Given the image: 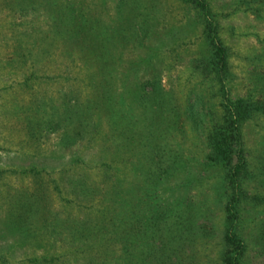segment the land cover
Listing matches in <instances>:
<instances>
[{"label":"trees","instance_id":"trees-1","mask_svg":"<svg viewBox=\"0 0 264 264\" xmlns=\"http://www.w3.org/2000/svg\"><path fill=\"white\" fill-rule=\"evenodd\" d=\"M181 1L187 8L190 6L204 21L202 34L210 51L192 70L212 75L213 80L221 87L216 93L218 111L215 113L206 110L210 116L208 120L199 117L196 124L193 114L186 107L180 104L177 106L166 99L167 94L163 93L156 80L146 82L149 91L145 90L146 87L137 85L138 76L152 64L145 58L151 59L154 56L147 49L146 52L142 51L143 55H139V49H143L141 42L150 35V22L154 19H138L142 7L137 0H120L108 19L104 17L101 8L104 2L98 4L93 0L4 2L17 16L30 17L32 21L44 24L37 29H31L28 23L29 28H24L26 31L18 36L26 40L32 39V47H39L37 55H42L48 48L58 45L62 58L68 63H74L72 65L77 69L76 78L84 83L83 89L66 93L65 101L53 107L50 115L44 112L40 115L42 105L37 104L35 110L20 106V109H25L18 113L23 118L19 119L18 114H14V117L24 122L27 137L31 141L37 142L44 129L53 128L59 134L58 145L66 148L74 146L80 140H86V143L101 140L103 136L99 132L103 133L104 130L103 140L105 143L111 141L115 146L116 160H122L125 153L128 155L127 160H131V166L127 168L124 177L119 179L114 176L116 180L113 184L107 181L109 185L106 189L113 194L111 204L105 206L113 215L111 234L116 237L130 236L126 244L122 241L125 245L121 249V258L127 264H135L137 258V264H194L193 258L192 263L190 258L182 257V246L188 240L195 241V234H199L201 230L194 225L188 227L183 212L186 211L184 208H188L197 216L198 209L204 208L193 207L191 199H186L185 205L173 200L163 202L166 180L182 172L186 161L183 149L171 151L159 135L162 130L160 127L170 130L183 117H192L195 128H200L203 123V164L201 171L197 173L201 172L198 175L201 174L200 181L204 184L209 174L213 177L211 190L215 192L212 204L220 206L224 215L221 251L216 260L203 264H248L247 252L253 245L250 243L251 238L255 237L257 241L264 238V223H260V231L253 237H250L251 230L250 233L247 231L249 227L256 228L253 220L262 213L258 209L255 211L256 207L258 204L264 205V193L259 189L264 187V86L255 85L261 93L255 99L251 96L228 99L223 88L228 73V52L218 37L210 7L205 0ZM237 5L243 6L245 12L264 18V0H239ZM17 43L10 59L18 66L20 64V68L31 71L22 82L26 88L35 79L33 71L39 61H31L29 67L21 66L26 64L24 57L32 58L33 54L31 49L25 47L24 40L17 39ZM82 90L85 93L80 94ZM201 107L204 109L203 104ZM139 109L142 110L141 120L135 115ZM255 119L263 120V129L261 135L256 137L257 143L250 152L246 147L245 128L249 121ZM35 172L36 175L46 173L45 169ZM129 175L136 178V183L129 186L131 195L137 191L144 194L142 198L141 193L139 195V207L129 201L132 204L130 211L134 210L129 219H136L139 225H127L129 219L125 220L122 216L123 210H128L122 198V184L123 179ZM103 179L108 180V175H104ZM188 179L184 180L183 188L189 189L199 183L197 178ZM74 188L84 194H90L92 189L91 186L86 187L82 178L75 180ZM41 194L44 197L43 192ZM33 196L19 194L10 204L12 209L6 216L9 224L4 227L6 234L28 236L32 232L30 228L37 214L42 207L47 209V201L41 202L32 198ZM102 199L105 200L104 197ZM174 205L180 207L179 218H182L183 226L173 237L171 227L175 222L172 215ZM136 213L149 218L151 223L140 219ZM69 223L73 244L82 246L88 242L85 239L96 234L86 224L75 225L71 220ZM125 225L127 231H124ZM34 242L32 239L21 238L13 244L22 247L25 243L30 246Z\"/></svg>","mask_w":264,"mask_h":264},{"label":"rangeland","instance_id":"rangeland-1","mask_svg":"<svg viewBox=\"0 0 264 264\" xmlns=\"http://www.w3.org/2000/svg\"><path fill=\"white\" fill-rule=\"evenodd\" d=\"M119 1L93 0L98 4L104 2L101 8L106 19L111 18ZM137 1L142 7L138 19H154L150 22V35L141 42L143 49H139V55H143L142 51L146 52L145 49L151 50L153 58L145 59L148 62L150 60L152 64L138 76L137 85L146 87L145 90L149 91L146 82L156 80L163 93L167 94L166 99L173 101L177 106L180 104L186 107L185 109L193 114L196 124L199 117L208 120L210 116L206 110L215 113L218 111L216 93L221 87L216 84L212 75L192 70L210 52L202 34L204 21L181 0ZM205 1L210 7L213 16L211 19H214L218 37L228 52V73L223 82L228 99L248 96L257 98L261 93L255 85L264 86V18L245 12L243 6L237 5L239 0ZM4 2L8 0H0V264H127L121 258V249L130 236L116 237L111 234L113 215L105 206L111 204L113 194L111 190L106 189L109 185L107 181L115 183L114 176L122 179L127 168L131 166V160H127L126 153L123 154L122 160H116L115 146L111 141L105 143L103 140L104 130L103 133L99 132L103 136L101 140L92 143L80 140L74 146L66 148L58 145L59 134L53 128L44 129L37 142L27 137L24 122L18 120L23 118V115L18 113L25 110L20 109V106L35 110L36 105L40 104V115H43V112L50 115L53 107L65 101L66 93L83 89L84 83L76 78L77 69L72 65L74 63H68L62 58L58 45L48 48L42 55H37L39 47H32V39L26 40L18 36L26 31L24 28L30 26L31 29H37L44 24L32 21L30 17L17 16ZM17 39L24 40L25 47L31 49L33 54L32 58L24 57L27 61L21 66L29 67L31 61H39L33 71L35 79L29 81L30 86L26 88L22 82L31 71L20 68V64L18 66L10 59L14 47L18 44ZM81 93H85L84 90ZM262 93L264 95V91ZM141 112L139 109L135 113L140 120ZM14 114H18V118L14 117ZM262 121L255 119L246 124V147L250 152L257 143L256 137L262 133ZM201 127L195 128L192 117H183L181 122L174 127L172 125L170 130L160 127L162 130L159 135L171 151L183 149L186 161L182 172L166 180L163 202L173 200L185 205L184 201L191 199L193 207L199 206L205 210L198 209L197 216L188 208H184L186 211L183 212L188 227L194 225L201 230L199 234H195V241L188 240L184 247L182 246V257L190 258L191 262L193 258L194 264L216 260L223 242L224 215L220 206L212 204L215 192L211 190L213 177L209 174L204 184L200 181L201 174L198 175L201 172L197 173L201 171L203 164ZM32 169L34 172H30ZM42 169H45L46 173L36 175L35 171ZM104 175H108V180L103 179ZM81 178L85 180L86 187H92L90 194L81 193L79 189L74 188L75 180ZM188 178H197L199 183L196 186L193 184L189 189L183 188L184 180ZM105 182L107 183L104 184ZM134 182L136 183V178L132 175L123 179L122 198L128 208L123 210L122 216L125 220L134 213L133 209L130 211L132 204H129V201L139 207L141 192L137 191L131 195L129 189ZM259 189L264 193V187ZM19 194L30 197L34 195L32 198L41 202L47 201V209L42 207L37 214L30 228L32 232L28 236L18 233L6 234L4 228L9 224L6 216L12 209L10 204ZM142 195L144 196L143 192L140 198ZM257 206L255 211L258 209L262 213L253 220L256 228L247 229L249 233L251 230L250 237L260 231V223H264V205ZM179 213L180 207L174 205L172 215L175 222L171 227L173 237L183 226ZM136 214L140 219L151 223L149 218L140 213ZM69 220L76 223L75 225L86 224L96 234L85 239L88 242L82 246L73 244ZM66 221L68 224H65ZM132 223L139 225L136 219L130 217L127 225ZM124 231H127L126 225ZM21 238L35 242L30 246L25 243L22 247L13 244ZM251 239L250 243L253 245L247 252L248 264H264V238L258 239L259 242L255 237Z\"/></svg>","mask_w":264,"mask_h":264}]
</instances>
